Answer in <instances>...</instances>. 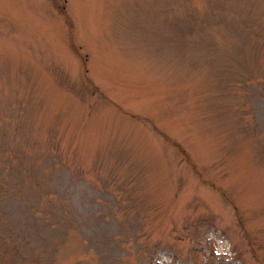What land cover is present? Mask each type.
Returning a JSON list of instances; mask_svg holds the SVG:
<instances>
[{"label": "rangeland", "instance_id": "374dc122", "mask_svg": "<svg viewBox=\"0 0 264 264\" xmlns=\"http://www.w3.org/2000/svg\"><path fill=\"white\" fill-rule=\"evenodd\" d=\"M0 264H264V0H0Z\"/></svg>", "mask_w": 264, "mask_h": 264}]
</instances>
